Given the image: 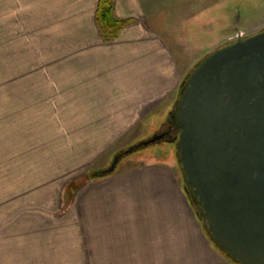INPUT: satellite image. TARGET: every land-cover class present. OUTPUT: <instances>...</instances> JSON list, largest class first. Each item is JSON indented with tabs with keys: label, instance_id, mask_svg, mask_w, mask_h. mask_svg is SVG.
Here are the masks:
<instances>
[{
	"label": "crops",
	"instance_id": "crops-1",
	"mask_svg": "<svg viewBox=\"0 0 264 264\" xmlns=\"http://www.w3.org/2000/svg\"><path fill=\"white\" fill-rule=\"evenodd\" d=\"M223 1L113 0L131 23L104 42L98 0H0V20H46L36 65H8L0 97V264H236L207 239L174 151L126 159L62 208L66 184L167 119L205 54L187 63L181 21L215 20L201 10Z\"/></svg>",
	"mask_w": 264,
	"mask_h": 264
},
{
	"label": "water",
	"instance_id": "water-1",
	"mask_svg": "<svg viewBox=\"0 0 264 264\" xmlns=\"http://www.w3.org/2000/svg\"><path fill=\"white\" fill-rule=\"evenodd\" d=\"M182 85L168 115L179 126L169 142L183 192L216 248L235 263L264 264V30L205 54Z\"/></svg>",
	"mask_w": 264,
	"mask_h": 264
},
{
	"label": "rangeland",
	"instance_id": "rangeland-1",
	"mask_svg": "<svg viewBox=\"0 0 264 264\" xmlns=\"http://www.w3.org/2000/svg\"><path fill=\"white\" fill-rule=\"evenodd\" d=\"M201 11L204 14L203 18L208 19L210 17L212 19L213 16L217 19H204L202 22L198 21L199 24L193 23L194 17L181 21L182 27L186 29L182 44L188 46L189 52L186 54V59H188L187 63L190 64L196 62L201 56L200 53L194 54V50H203L205 54L210 53L219 46L232 41L236 35L234 34L236 30L238 31L237 34L246 37L264 29V0H225L222 3H215L213 9L207 7ZM27 16V20H0V97H4L6 82L9 79L8 65L20 66L22 63L28 66L36 65V50L39 44H42V34L46 31L44 30L46 20H36V10L29 11ZM154 21L160 25L161 20ZM177 24L178 22H171L170 27L173 31L176 30ZM25 55L29 57H24ZM186 73L182 76V80ZM13 83L15 84V80ZM19 95V93L13 94V96ZM0 107L3 108L4 106L0 105ZM157 123V119H154L152 122H148V127L151 125L156 126ZM145 132H147V129ZM151 133L149 132V135H152ZM166 151H168V154L171 151L175 152L174 143L165 141L153 143L134 151L129 157L148 156L161 159L166 156ZM64 205L63 191L62 208Z\"/></svg>",
	"mask_w": 264,
	"mask_h": 264
},
{
	"label": "trees",
	"instance_id": "trees-1",
	"mask_svg": "<svg viewBox=\"0 0 264 264\" xmlns=\"http://www.w3.org/2000/svg\"><path fill=\"white\" fill-rule=\"evenodd\" d=\"M95 23L97 26V29L99 31V34L104 42H110L113 39H115L120 31L126 27L127 25H130L131 21L129 20H121L116 18L113 11V0H98L97 7L95 10L94 15ZM189 72L187 75L183 77L182 82L187 79ZM182 82L179 86L178 92L183 89L184 85H182ZM168 127L172 128L171 132V139L174 138L178 132H179V126L176 123L175 117L173 114L168 115L167 119L163 122V124L159 127V129L155 132L154 135H151L150 137H147L145 139H140L133 144L120 149L119 151L115 152L113 154L116 155L118 153L124 152L125 150H135V149H141L145 147L146 145H150L153 143L163 142L168 140V136L161 137L162 133L168 129ZM159 137V138H158ZM154 139V142L152 141ZM112 156V157H113ZM130 158L129 156L123 157L120 162L118 163L115 171H113L110 174H102V169H90L89 171H86L84 174H82L78 179L70 181L65 189H64V197H65V205L64 208H67L71 202V199L74 195V193L80 189L82 186H84L87 182L105 178L108 177L116 172V170L121 166V164L126 160ZM196 209V207H195ZM215 247V246H214ZM216 248V247H215ZM224 257H226L228 260L233 262L230 258H228L223 252H221L218 248H216ZM235 263V262H234ZM238 264V263H236Z\"/></svg>",
	"mask_w": 264,
	"mask_h": 264
},
{
	"label": "flooded vegetation",
	"instance_id": "flooded-vegetation-1",
	"mask_svg": "<svg viewBox=\"0 0 264 264\" xmlns=\"http://www.w3.org/2000/svg\"><path fill=\"white\" fill-rule=\"evenodd\" d=\"M264 29H262V30H259V31H257L256 33H258V32H261V31H263ZM237 33H238V31L236 30L235 32H234V34H236L235 36H234V38H233V40H235L236 38H237ZM253 34H255V33H253ZM252 35V34H251ZM171 132H172V128H170V127H168V129L167 130H165L161 135V137H166V136H168V143H170L169 141L170 140H172L170 137H171ZM167 141H165V142H167Z\"/></svg>",
	"mask_w": 264,
	"mask_h": 264
}]
</instances>
